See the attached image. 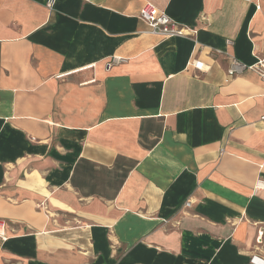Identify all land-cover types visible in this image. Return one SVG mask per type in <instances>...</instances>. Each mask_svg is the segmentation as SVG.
<instances>
[{
	"label": "crops",
	"instance_id": "1",
	"mask_svg": "<svg viewBox=\"0 0 264 264\" xmlns=\"http://www.w3.org/2000/svg\"><path fill=\"white\" fill-rule=\"evenodd\" d=\"M46 1L0 0V264L264 255V82L227 74L264 0ZM145 2L194 32L149 33Z\"/></svg>",
	"mask_w": 264,
	"mask_h": 264
},
{
	"label": "built area",
	"instance_id": "2",
	"mask_svg": "<svg viewBox=\"0 0 264 264\" xmlns=\"http://www.w3.org/2000/svg\"><path fill=\"white\" fill-rule=\"evenodd\" d=\"M54 2L55 0H47L46 5L50 8L53 6ZM138 16L147 23L149 27V33L159 35L164 38L174 36L187 37L194 32L192 28L173 21L163 12H158L156 7L150 2H145L143 4L139 10ZM110 65L111 63H107L108 67ZM191 65L198 70H202L204 68V63L196 59L192 60ZM246 70L255 72L264 82V54L257 56L256 61L251 65L244 64L243 62L232 57L230 65L227 69V74L232 76L234 74H240ZM255 190L264 191V180L257 181ZM190 205L191 201L186 200L184 206L189 207ZM5 228L6 222L4 220H0V238H5ZM251 264H264V255H253Z\"/></svg>",
	"mask_w": 264,
	"mask_h": 264
}]
</instances>
